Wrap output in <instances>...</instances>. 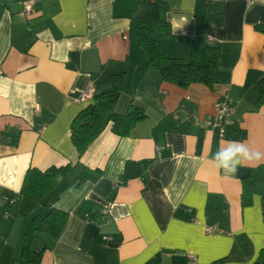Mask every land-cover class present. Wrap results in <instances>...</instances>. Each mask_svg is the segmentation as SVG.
Listing matches in <instances>:
<instances>
[{"label": "crops", "instance_id": "crops-1", "mask_svg": "<svg viewBox=\"0 0 264 264\" xmlns=\"http://www.w3.org/2000/svg\"><path fill=\"white\" fill-rule=\"evenodd\" d=\"M166 1L168 55L187 60L202 18L204 32L216 33L228 84L180 88L146 68L129 17L138 0H28L29 16L23 0H0V264L28 242L46 247L42 264H251L264 248V161L235 175L213 163L232 140L264 153V104L254 88L264 77V0ZM122 70L116 110L135 100L146 119L121 137L108 124L79 157L70 125L90 100L73 98L105 90ZM222 101L242 137L231 124L221 137L203 123ZM68 163L73 172L48 194L68 213L64 230L56 240L30 238L32 217L17 214L10 198L28 168ZM246 175L250 205L241 204Z\"/></svg>", "mask_w": 264, "mask_h": 264}, {"label": "trees", "instance_id": "trees-1", "mask_svg": "<svg viewBox=\"0 0 264 264\" xmlns=\"http://www.w3.org/2000/svg\"><path fill=\"white\" fill-rule=\"evenodd\" d=\"M30 4L28 0H23ZM32 7V4H30ZM169 5L166 0H138L129 17L134 21L135 35L142 51L146 68L153 69L160 81L168 82L180 88H187L193 83L213 88L217 84H228L230 72L221 68L219 51L216 45L205 40L204 20L197 18L195 33L190 42L188 58L183 61L170 57L167 43L171 37V26L167 19ZM33 14V13H32ZM257 29L264 31L258 26ZM124 70L109 76L108 86L101 92L94 93L87 105L72 119L70 138L78 156H82L88 146L99 136L104 128L111 124V131L118 136H127L130 130L146 119L145 106L130 100L126 110H116L118 100L123 91ZM258 105L264 104V77L254 84ZM86 100V101H88ZM233 132H242L236 125L231 126ZM74 166H50L45 170L30 167L26 170L19 193L14 196L17 214L22 217L31 215L32 234H47L56 240L65 228L68 213L51 207L48 194L66 176L70 175ZM84 178H80L78 183ZM262 220H264V195L261 196ZM252 202V178L246 175L241 178V204ZM43 208V211L37 209ZM44 245L24 243L19 255L11 264H42ZM251 264H264V248L258 252Z\"/></svg>", "mask_w": 264, "mask_h": 264}, {"label": "clouds", "instance_id": "clouds-1", "mask_svg": "<svg viewBox=\"0 0 264 264\" xmlns=\"http://www.w3.org/2000/svg\"><path fill=\"white\" fill-rule=\"evenodd\" d=\"M261 161H264V153L237 140L226 142L213 156L216 168L228 175H235L238 168L246 162L259 164Z\"/></svg>", "mask_w": 264, "mask_h": 264}, {"label": "built area", "instance_id": "built-area-1", "mask_svg": "<svg viewBox=\"0 0 264 264\" xmlns=\"http://www.w3.org/2000/svg\"><path fill=\"white\" fill-rule=\"evenodd\" d=\"M23 13L27 16L31 15L33 13L32 7L30 4L24 2V9ZM205 40L208 43H214L217 41L216 33L213 29L207 30L205 34ZM94 94L93 89L90 87H87L82 91L79 95L73 98L75 102H84L92 97ZM228 111H229V105L226 101L218 102V104L215 105V113L212 117H209L206 121L203 123L205 126L213 127L218 129L219 134L221 137H224L226 133V128L231 124L234 125L235 123L231 122L228 119ZM10 202H13V198H10ZM102 214L104 216L109 215V208L105 207L102 210ZM204 232L207 234H213L215 232L214 228L212 227H205ZM108 238V237H106Z\"/></svg>", "mask_w": 264, "mask_h": 264}]
</instances>
